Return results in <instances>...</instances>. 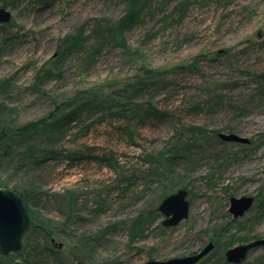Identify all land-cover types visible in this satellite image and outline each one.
Here are the masks:
<instances>
[{"label":"rangeland","instance_id":"374dc122","mask_svg":"<svg viewBox=\"0 0 264 264\" xmlns=\"http://www.w3.org/2000/svg\"><path fill=\"white\" fill-rule=\"evenodd\" d=\"M126 1L0 0L12 14L0 23L3 122L40 118L86 93L111 107L116 99L114 111L122 106L128 116L82 112L42 142L56 158L28 169L0 165V187L23 198L27 192L32 219L22 249L9 254L47 244L61 250L64 264H144L194 254L212 241L204 264H232L228 248L264 237V0H186L184 16H169L170 25L162 16L171 15L174 1L156 0L124 32L123 46L96 26L121 16ZM199 54L196 71L167 70L134 99L138 83L120 91L147 79L146 68L189 64ZM133 101L151 102L162 118L138 121L127 111ZM197 127L209 134L187 131ZM154 161L165 176H149ZM179 188L188 191V216L164 226L158 205ZM243 195L255 200L234 218L229 198ZM241 264H264V245Z\"/></svg>","mask_w":264,"mask_h":264},{"label":"trees","instance_id":"16d2710c","mask_svg":"<svg viewBox=\"0 0 264 264\" xmlns=\"http://www.w3.org/2000/svg\"><path fill=\"white\" fill-rule=\"evenodd\" d=\"M156 0H127L126 1V7L124 9V12L121 16L111 19V18H100L98 19V25L97 32L102 33V37L108 36L109 39L116 40L118 43H121V45L125 46V38H124V32L130 28V26L134 23L141 20V14L143 13V9L149 4H153ZM161 4L165 3L164 1L168 0H158ZM174 1V6L171 8V15H168L165 13L162 16V20L165 25L171 24V19L173 15H178V20H180L183 16L186 10L183 8L185 5L186 0H169V2ZM163 2V3H162ZM168 2V3H169ZM145 6V7H144ZM185 10V12H184ZM170 16V17H169ZM122 41V42H121ZM120 45V44H119ZM221 52V51H218ZM204 59V58H203ZM202 61V56L199 54L198 56H195V59L192 60L189 64L184 65H176L173 67H170L169 69H152V68H146L143 70L144 75H146L147 79H144V76L142 78H138L139 80L136 82H133L131 84H126L123 86V89L120 91H124V87L130 85V87H126L125 90L135 87L138 83V86L133 92H130L128 99H134L135 97L139 95H143L146 93V91H151L153 82L155 81L154 78L156 76H161L162 73L166 72H172V71H180V72H191L196 71V65L199 64V62ZM199 86V84H198ZM119 93V92H118ZM119 97V96H118ZM111 101H108L106 104L104 98L98 96L97 94L92 93H86V95H83L82 97L75 96V99L73 101L68 102H61L57 104L47 115L42 116L37 119H32L29 121H26L19 125H10L6 124L5 121L3 122L2 119H0V165L1 164H11L14 166H19L21 169H28L32 166H37L45 161L56 158L57 151L53 148L46 147L47 142L50 143V141L55 138V136L58 137L63 131L65 130V127L69 125L70 123L81 119L82 118V112H88L93 113L97 111H105L106 113H111L113 115H119V116H126L125 108L121 106L120 110L114 111L115 102L116 99L112 100V107L111 104H109ZM122 105V104H121ZM131 107H127L130 112V115H134L138 121L140 122H155L154 120L162 118L163 111L159 110L157 107L151 104L149 101H145L142 103L138 102H131ZM118 106V105H117ZM194 107V106H193ZM196 107H199L197 105ZM112 111V112H110ZM114 111V112H113ZM198 112L200 110H192L190 112ZM130 117V116H129ZM180 125V124H179ZM195 129H197L199 132H204L205 130L201 127L197 128H189L187 131L194 132ZM217 130H212L210 133H212L214 136H218ZM209 132V131H208ZM208 132H204V134H209ZM45 136L46 138H44ZM54 136V137H53ZM42 137L45 139L43 140ZM47 137H53V138H47ZM51 139L50 141H48ZM42 142H46V144H42ZM250 141L246 144H249ZM23 146L21 149H19V146ZM161 156V155H160ZM158 157V156H157ZM155 167V169H154ZM161 164L159 162L154 161L153 163H150L148 171H155L150 172V175H158V176H165L164 167L161 170ZM25 194V201L29 197V194L27 192ZM258 199V195L256 196ZM28 201V200H27ZM260 205H263L264 207V196L260 199ZM37 244L28 245L27 248L31 250V252L25 250V254H22V252L15 254L16 256H21L22 258L20 261H17L14 259L13 254L9 255H2L0 254V264H64V262L61 260L60 252L61 250L59 248H55L53 246H47L45 244L43 247L36 246ZM216 246V245H214ZM25 248V246H24ZM205 257H203L201 260H199L196 264H204L203 260ZM205 260V264H206Z\"/></svg>","mask_w":264,"mask_h":264},{"label":"water","instance_id":"95a60500","mask_svg":"<svg viewBox=\"0 0 264 264\" xmlns=\"http://www.w3.org/2000/svg\"><path fill=\"white\" fill-rule=\"evenodd\" d=\"M11 12L4 6H0V23L11 20ZM218 136L225 141L248 143L247 137L236 133H219ZM188 191L179 188L167 195L158 205V210L165 216L162 224L172 226L188 216L189 202ZM254 196L243 195L229 198V212L234 218L242 216L253 204ZM32 224V219L24 203L23 194L15 188L0 187V254L17 253L23 247V238ZM53 241V239H51ZM264 245V237L242 243L228 248L224 254L226 261L232 264H241L248 252ZM61 246V244H59ZM214 247L209 241L198 252L182 257H173L166 260H148L144 264H196L206 256Z\"/></svg>","mask_w":264,"mask_h":264}]
</instances>
